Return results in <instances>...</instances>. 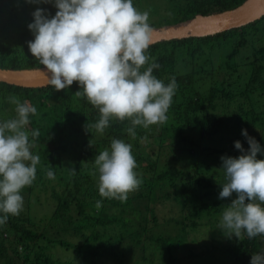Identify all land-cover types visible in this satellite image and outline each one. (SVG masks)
<instances>
[{"label":"trees","instance_id":"obj_1","mask_svg":"<svg viewBox=\"0 0 264 264\" xmlns=\"http://www.w3.org/2000/svg\"><path fill=\"white\" fill-rule=\"evenodd\" d=\"M245 1L133 0V5L147 11L149 25L159 29L180 26L198 15L232 10ZM37 8L44 9L49 18L57 11L54 3L28 4L25 20L17 15L20 22L0 26V69L43 68L27 46L34 39L27 26ZM146 54L152 58L150 63L160 65L152 74L165 85L174 78L177 87L166 122L147 129L137 126L135 138L127 132L132 126L127 120L110 121L103 134L87 127L99 120V112L75 95L79 90L75 82L61 91L51 86L26 88L0 82V122L16 117L15 105L6 100L15 95L21 103L27 101L36 107L37 114L29 117L28 131L40 133L31 149L40 161L35 180L21 191L27 198L21 215H9L7 223L0 225V264H99L117 260L122 264H138L140 260L151 264L141 250L148 240L168 252L166 263L159 264H182V258L171 254L178 246L175 239L171 244L172 238L147 235L148 216L153 225L157 224L160 199L175 204L186 215L187 230L179 233L186 239L189 231L197 230L201 216L216 205L208 200L218 198L225 179L224 169L217 174L201 170L199 159L208 155L236 158L242 153L235 149V141H240L247 152L249 145L242 129L264 150V110L257 107L264 98V16L213 36L153 43ZM224 114L230 119L224 120ZM231 130L237 133L223 149L206 144L220 134L231 135ZM113 139L132 146L137 164L134 171L141 181L125 202L102 198L98 192L94 160L100 151L110 150ZM200 143L204 144L201 150ZM185 157L187 164L179 167ZM257 159H264V154L257 153ZM48 170L55 179L47 178ZM220 178L222 181L214 185ZM36 190L47 195L42 203L40 195H34ZM97 201L101 203L99 209ZM40 207L45 212L38 216ZM189 209L192 211L187 214ZM132 214H138V220L127 218ZM56 247L72 250L74 258L56 260ZM192 250L185 259L193 258ZM225 253L234 264H250L252 255L264 253V236L235 238Z\"/></svg>","mask_w":264,"mask_h":264},{"label":"clouds","instance_id":"obj_2","mask_svg":"<svg viewBox=\"0 0 264 264\" xmlns=\"http://www.w3.org/2000/svg\"><path fill=\"white\" fill-rule=\"evenodd\" d=\"M26 2L54 3L57 9L50 18L44 9L33 12V22L27 27L34 39L28 42V51L43 66L40 71L48 86L61 91L75 82L79 88L75 95L98 110L99 120L87 127L103 134L110 121L127 120L132 125L127 132L135 138L137 126L147 129L166 122L177 85L174 78L165 85L152 74L160 65L150 63L152 58L146 54L152 43L147 11H139L133 0ZM6 100L15 105L16 117L0 122V225L23 210L21 191L35 180L40 161L31 151L40 133L28 131L36 107L21 103L15 95ZM241 135L249 145L247 152L235 141V149L242 154L221 157L226 183L219 198L233 193L237 198L223 211L220 226L229 236L251 239L264 236V159H257V153L264 154V150L246 130L242 129ZM131 147L113 139L110 150L95 157L102 198L125 202L128 194L138 189L141 181L134 171L137 164ZM46 175L55 179L51 170ZM100 207L97 201L96 208ZM250 264H264V253L252 255Z\"/></svg>","mask_w":264,"mask_h":264},{"label":"rangeland","instance_id":"obj_3","mask_svg":"<svg viewBox=\"0 0 264 264\" xmlns=\"http://www.w3.org/2000/svg\"><path fill=\"white\" fill-rule=\"evenodd\" d=\"M156 3V1H153ZM28 4L31 6L34 3L26 2V0H0V26L1 25H7L9 26V23L20 22L17 19V15L19 17L22 16V19L25 20L26 18V11L25 9H28ZM24 9V11H23ZM16 15V16H15ZM153 17V16H152ZM23 22V21H22ZM257 107H260L261 110H264V98L261 99L257 103ZM226 113V110L223 109V113ZM229 115L231 114V111L228 112ZM224 114V120H229ZM244 121V119H241ZM237 131L231 130V135L229 134H223L221 136L218 135L216 138H213L212 140H206V144L210 146L212 149H223L225 146L228 145V139L230 137H235ZM196 143V141H195ZM203 143H200L199 150L203 147ZM189 154V152L187 153ZM186 154V155H187ZM195 160L191 159V161ZM188 161V158L185 157L182 162H180L179 165H186ZM199 165L201 170L209 171V173L217 174L219 171L223 173L222 166V160L221 157L217 158H211V156H206L205 159L200 160L199 159ZM193 164V163H192ZM191 164V166H192ZM158 166H161V164H158ZM203 167V168H202ZM150 175V174H149ZM222 180L215 179V184L217 185ZM224 183H226V179H224ZM37 191V192H36ZM34 192L35 196L40 195V201L41 203L46 198V194L39 193L38 190ZM23 197V196H22ZM25 197V196H24ZM23 197V206L25 205L27 198ZM236 194L233 193L231 197L229 198H212L211 200H208L209 202H212L213 200L216 202V205L213 209L210 210L209 214L205 215L203 214L198 220V228L195 230V232H188V235L186 239L182 238V235H179L180 232H183L187 230L186 228V221L183 217L186 215L179 211V207L175 204L161 200L159 202V206L157 207V224L153 225L152 222H148V232L147 235L150 234H158V238H164V239H171L170 243L173 244L175 241L178 246L176 247V250H173L171 252L173 257H179L182 264H232L230 260L226 258L227 248L232 245L235 242V236H229L227 231L223 230L221 228V220L223 211L227 206H229L232 202V200L236 199ZM31 200V199H30ZM124 212H126V208L123 209ZM192 210H188L187 214L190 213ZM38 216H41L45 212V208L40 207L37 211ZM182 213V214H181ZM21 215V212L19 216ZM128 219H132L133 221L138 220L139 216L138 214H132L127 215ZM190 218V217H189ZM190 222V220H189ZM174 237V238H173ZM175 239V241H174ZM187 242V244H186ZM148 244V245H147ZM143 245H146L143 249L144 254L148 257V262L151 264H159V263H166L168 258V252L159 245L158 243L154 242H145ZM136 246V244H135ZM194 248V251L192 252V259H185V256L189 253V250ZM172 250V248H171ZM140 250L138 251V253ZM54 258L60 259L61 261H71L74 258L73 251L72 250H64L62 248L56 247L53 252ZM124 260H128L124 259ZM134 261V260H133ZM122 261H109V262H103L99 264H122ZM123 264H131V262H125ZM138 264H147L143 261H138ZM234 264V263H233Z\"/></svg>","mask_w":264,"mask_h":264},{"label":"water","instance_id":"obj_4","mask_svg":"<svg viewBox=\"0 0 264 264\" xmlns=\"http://www.w3.org/2000/svg\"><path fill=\"white\" fill-rule=\"evenodd\" d=\"M262 16H264V0H246L243 4L232 10L209 16L198 15L180 26L152 29L151 44L163 40L213 36L244 26L254 20L260 19ZM0 82L26 88L48 86L40 68L20 71L0 69Z\"/></svg>","mask_w":264,"mask_h":264}]
</instances>
